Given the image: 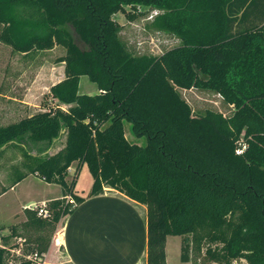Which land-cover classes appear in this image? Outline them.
<instances>
[{
	"label": "trees",
	"instance_id": "1",
	"mask_svg": "<svg viewBox=\"0 0 264 264\" xmlns=\"http://www.w3.org/2000/svg\"><path fill=\"white\" fill-rule=\"evenodd\" d=\"M149 11L148 27L178 41L158 56L132 52L115 19ZM0 42L66 51L65 79L48 93L56 106L0 127V149L15 144L25 160L12 186L34 175L63 191L46 217L27 207L0 235V264H35L27 257L47 254L62 219L106 188L147 207V264H167L169 236L181 237L184 263L264 264V0H0ZM83 76L98 94L80 93ZM187 92L207 107L192 108ZM62 132L63 148L47 154ZM83 165L86 197L75 193Z\"/></svg>",
	"mask_w": 264,
	"mask_h": 264
},
{
	"label": "rangeland",
	"instance_id": "2",
	"mask_svg": "<svg viewBox=\"0 0 264 264\" xmlns=\"http://www.w3.org/2000/svg\"><path fill=\"white\" fill-rule=\"evenodd\" d=\"M154 15L149 11L147 15L134 22H129L122 13L115 15V19L123 25L121 38L136 55L158 56L178 44L174 37L148 27ZM72 33L77 44L84 47V43L73 30ZM65 55V49L59 45L49 50L23 54L0 42V127L44 111L43 105L56 106L57 102L52 100L48 93L53 85L65 79V63L61 62ZM80 93L96 95L99 90L96 84L83 76L80 80ZM185 97L195 110L207 107L204 99L208 96L202 92L197 94L187 92ZM62 108L67 110L69 107L62 105ZM125 134L132 143L145 145L147 142L145 137L134 136L129 122H125ZM64 139L65 132H62L47 154L55 152L63 144ZM25 147L32 155H37L41 145L27 144ZM24 161L21 150L15 144L0 149V193L5 189L9 190L18 174L26 172ZM73 174L72 170L71 177ZM23 180L16 190L0 200V235H7L11 225L23 221L24 205L26 208L36 206L32 205V198L45 196L52 189L47 188L34 176H28ZM92 182L93 177L87 165H83L75 187L77 194L86 197L91 190ZM22 239L16 238L13 243H22ZM166 253L167 264H185L181 261V237H168ZM234 264L248 263L240 260Z\"/></svg>",
	"mask_w": 264,
	"mask_h": 264
},
{
	"label": "crops",
	"instance_id": "3",
	"mask_svg": "<svg viewBox=\"0 0 264 264\" xmlns=\"http://www.w3.org/2000/svg\"><path fill=\"white\" fill-rule=\"evenodd\" d=\"M261 15L254 13L252 20L259 21ZM64 143L65 139L55 152L49 154L58 152ZM75 166L76 163L71 171ZM36 178L52 189L45 196L32 198V205H42L62 198L60 185ZM23 181L13 186L11 184L9 190H3L0 200L16 190ZM25 208L24 205L23 215ZM146 215L145 205L106 188L104 193L87 198L77 206L73 214L62 219L44 264H147Z\"/></svg>",
	"mask_w": 264,
	"mask_h": 264
},
{
	"label": "built area",
	"instance_id": "4",
	"mask_svg": "<svg viewBox=\"0 0 264 264\" xmlns=\"http://www.w3.org/2000/svg\"><path fill=\"white\" fill-rule=\"evenodd\" d=\"M211 102L214 103L219 108L220 103H218L217 101L216 102L215 101H211ZM245 148H246L245 145L242 148H238L236 150L237 154H242ZM67 201L69 203H75L74 199L71 196L67 197ZM45 205H46V203L42 204V207L39 209V215H43V216L46 217L48 215V213H47V211L45 209ZM31 208H33V207H31ZM27 258L30 259V260H33L35 264H44L45 263L46 254L39 255L38 253H35V254H32V255H29Z\"/></svg>",
	"mask_w": 264,
	"mask_h": 264
}]
</instances>
